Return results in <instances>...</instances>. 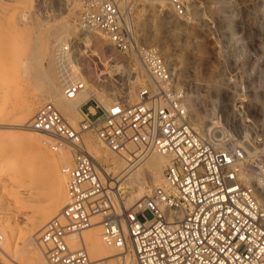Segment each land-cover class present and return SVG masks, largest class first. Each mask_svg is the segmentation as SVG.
Listing matches in <instances>:
<instances>
[{
  "label": "built area",
  "instance_id": "built-area-1",
  "mask_svg": "<svg viewBox=\"0 0 264 264\" xmlns=\"http://www.w3.org/2000/svg\"><path fill=\"white\" fill-rule=\"evenodd\" d=\"M178 15H186L189 0H162ZM80 25L103 33L119 51L135 54L154 88L139 90L133 103L100 105L94 118L72 125L52 102L43 103L30 126L45 135L44 144L72 150L63 167L67 200L61 217H53L38 238L49 264H108L93 258L82 232L95 223L106 245L130 250L137 264H264V205L256 188L239 179L243 145L232 148L202 134L191 124L168 64L156 47L146 45L127 23L120 0H81ZM85 83L65 87L73 97ZM92 128L116 153L132 150L144 157L153 152L170 156L164 168L168 187L153 186L142 201L128 206L118 200L116 181L101 174L83 142ZM264 181V160H253ZM149 211L152 217L145 213ZM3 235L0 231V242Z\"/></svg>",
  "mask_w": 264,
  "mask_h": 264
},
{
  "label": "bare ground",
  "instance_id": "bare-ground-1",
  "mask_svg": "<svg viewBox=\"0 0 264 264\" xmlns=\"http://www.w3.org/2000/svg\"><path fill=\"white\" fill-rule=\"evenodd\" d=\"M25 1L0 0V129L9 134L15 133V130H25V133L18 136L15 133L12 142H3L2 137L0 138V211L5 215L0 221L3 229L1 231L3 240L0 242L3 253L0 254V264H49L38 238L50 219L61 217V210L67 200V176L63 173V165L71 163L72 150L65 145L55 149L44 144L47 137L41 136L45 135L31 132L34 129L30 126V121L37 108L44 101L52 102L72 123L79 125L87 118L82 110V104L90 98L104 106L106 100L104 93L108 91L109 98L115 102L118 97H123L121 101L133 103L138 99L141 88H154V82L139 58L135 54H130L137 64L134 68L131 66V59L123 61L114 59V66L123 67L128 75L126 84L128 88L118 89L112 80L111 72L109 77H106L103 75L106 73L102 71L103 69L94 64L92 66L91 59L85 56V51L76 43L78 36L83 35L82 40L88 42L94 34L98 44L104 43L113 55L121 56L117 55L116 48L103 33L104 37L81 26L82 31L78 30L75 38L58 34L56 39L51 40L49 36H44L42 31H35L34 27L28 26L27 18L32 3L25 5ZM62 1L66 5L73 1L72 7L79 2L82 7L81 0ZM133 2L134 0H120V9L129 24L130 14L125 9L132 7ZM155 2L162 7L153 13L158 14L161 26L169 24L170 26L166 27H171L170 30L174 34L176 29L181 27V21L186 19H177L175 11L170 6L162 4V0H145L144 6ZM191 3L194 4L195 0H191ZM186 22L189 25L183 28H187L190 33L195 32V23L188 20ZM133 29L136 33L134 27ZM152 36L150 39L156 37L160 41L162 32L157 30ZM162 45V55L168 64L174 88L181 90L179 85L182 73L177 72L172 66L171 47L169 48L165 42ZM45 58L48 60L47 66L43 64ZM212 76V73L207 75L208 79ZM18 79L40 81L38 92L29 93L15 85ZM77 81H83L84 88L73 97H67L66 85ZM199 88L195 85L194 88L182 89L184 95L182 105L187 109L194 128L202 134H207L219 121L215 120L217 115L214 108L208 111H202L200 108L202 105L199 106L197 100ZM80 116L82 119L79 120ZM209 120L213 126H207L206 121ZM91 130L92 128H87L84 131L83 142L95 159L101 174L116 178V182L119 183L116 186L119 201L123 199L131 206L142 201L152 185L168 187L164 168L170 162L169 155L153 152L142 157L132 150L116 153L105 145L109 151L97 135L98 139L89 133ZM215 135L212 133L210 137L223 145V138H217ZM243 143L248 152V159L252 155L249 149L253 148V145L248 139ZM247 159L239 163V179L256 188L259 201L264 205V181L256 167L246 164ZM113 172L115 175H111ZM127 187L131 190L129 195L125 196L124 188ZM101 233V224L95 223L81 234L92 257H107L108 264L115 261L120 264H137L130 250L122 251L106 245ZM15 234L17 235L14 237Z\"/></svg>",
  "mask_w": 264,
  "mask_h": 264
},
{
  "label": "rangeland",
  "instance_id": "rangeland-1",
  "mask_svg": "<svg viewBox=\"0 0 264 264\" xmlns=\"http://www.w3.org/2000/svg\"><path fill=\"white\" fill-rule=\"evenodd\" d=\"M30 2L32 7L27 18L28 26L34 27L35 31H42V34L49 36L51 40L56 39L58 34L72 38L78 30L82 31L79 21L82 7L79 2L72 7L73 1L66 5L62 0H26L25 5ZM133 4L132 7L129 6L130 9L127 7L125 10L130 14V22L138 38L146 45L158 48L161 54L162 44L164 42L168 44V47H171L172 66L177 72L182 73L179 86L182 89H190L198 85L200 88L197 100L199 106L202 105L200 106L202 111L215 109L217 115L215 120L219 122L213 126L210 120L206 121L208 127L213 126V130L208 132L215 133L217 138L232 139L228 144L232 148L243 145L244 140L248 139L253 148L249 149L252 155L248 157L247 165H251L253 160H264V0H195L194 4L190 0L186 15L181 16L176 12L175 14L179 20L186 19L195 23V32L190 33L187 28H183L189 25L186 20H183L181 27L177 28L174 34L170 30L171 27H166L169 24L166 23V26L162 27L158 14L153 13L162 7L157 2L144 6L145 0H134ZM162 4L166 5L164 2ZM157 30L162 32L160 41L156 37L150 39ZM95 33L103 36L101 32ZM82 36H78L76 43L82 51H85V56L91 59L89 60L92 66L94 64L99 69H103L102 71L106 72L103 75L106 77H109L111 72L115 86L120 90H126L128 75L123 67L114 66V59L119 61L131 59V66L134 68L137 66L134 58L117 49V55L121 56L113 55L104 43L96 42L94 34L88 42L82 40ZM43 64L48 65L46 58ZM210 73L213 76L208 79L207 75ZM15 85L24 88L26 92L37 93L40 81L18 79ZM104 95L105 107L115 102L109 98L108 91ZM122 99L123 97H118L116 101ZM63 116L72 125L78 126L77 123H72L69 118ZM80 119H82L81 116ZM24 131L15 130V133L18 136L25 133ZM31 132L37 131L31 130ZM15 133L9 134L0 129V138L2 137L3 142H12ZM89 133L96 137L93 129ZM111 175H115V172ZM118 184L116 182V186ZM124 189L125 196H128L131 188ZM1 213L0 221L5 218L3 212ZM145 215L148 218L152 217L149 211ZM21 224L20 221L19 225ZM1 228L0 224V231L3 230ZM1 253L3 252L0 248ZM113 264H120V262L115 261Z\"/></svg>",
  "mask_w": 264,
  "mask_h": 264
},
{
  "label": "crops",
  "instance_id": "crops-1",
  "mask_svg": "<svg viewBox=\"0 0 264 264\" xmlns=\"http://www.w3.org/2000/svg\"><path fill=\"white\" fill-rule=\"evenodd\" d=\"M94 109V110H92ZM82 110L84 112V114H86L89 118H94V113L95 112H100V107L98 106V104L94 101H90L88 102V104H85L83 107H82Z\"/></svg>",
  "mask_w": 264,
  "mask_h": 264
}]
</instances>
